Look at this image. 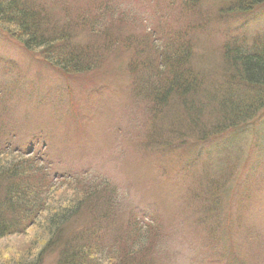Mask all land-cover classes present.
Instances as JSON below:
<instances>
[{
    "label": "rangeland",
    "instance_id": "rangeland-1",
    "mask_svg": "<svg viewBox=\"0 0 264 264\" xmlns=\"http://www.w3.org/2000/svg\"><path fill=\"white\" fill-rule=\"evenodd\" d=\"M57 1L91 15L96 0ZM115 7L124 20L112 31L121 38L132 34L155 44V37L164 43L171 33L179 35L201 73L221 68L225 42L264 35V5L242 14L236 12L238 0H115ZM131 49L109 52L93 74L63 76L0 30V150L14 154L0 160L33 156L41 161L49 183L38 173L29 183L36 189L39 183L50 186L49 211L80 202L67 235L96 225L113 246L107 223L85 201L92 193L106 194L124 238L117 254L130 244L124 231L128 221L138 218L148 225L141 231L149 228L156 236L148 264H264V112L193 150L145 145V133L152 132L150 104L131 92L126 68ZM226 165H232V175L219 208L196 199L199 183L225 173L220 172ZM71 176L75 179L66 182ZM35 227L0 240V252L7 257L33 253L41 244ZM55 257L47 251L42 264H54ZM91 259L108 264L113 256L92 254Z\"/></svg>",
    "mask_w": 264,
    "mask_h": 264
},
{
    "label": "trees",
    "instance_id": "trees-1",
    "mask_svg": "<svg viewBox=\"0 0 264 264\" xmlns=\"http://www.w3.org/2000/svg\"><path fill=\"white\" fill-rule=\"evenodd\" d=\"M238 2L241 9L236 12L242 14L264 5V0ZM94 8L90 15L84 11L74 13L57 0L51 4L46 0H0V30L40 61L70 77L93 74L106 64L109 52L127 51L131 45L132 54L126 67L132 74L131 92L150 104L147 113L152 132L145 133V145L163 150L182 147L193 150L248 125L264 112V35L250 42L245 39L225 42L221 68L201 73L193 68L191 48L183 47L186 45L179 35L169 33L164 43L155 37V44L135 39L132 34L121 38L112 31L124 20L120 11H116L115 0H96ZM12 152L4 149L0 155H14ZM22 160L11 163L0 160V240L27 235L29 228L36 226L41 244L33 253L19 257L14 253L7 257L0 252V264H42V255L51 250L56 254L54 264H93L92 254H110L113 259L108 264H148L147 254L156 240L149 228L141 231L140 227L148 225H142L138 218L129 220L124 231L130 244L117 254L118 243L124 238L113 222L114 202L109 195L92 193L85 201L92 204L89 211L107 223L113 246L96 225L88 230L83 228L80 234L67 235L65 229L80 215V202L49 211L50 186L38 182L36 189L29 180L38 173L39 178L49 183L51 176L35 157ZM231 169L232 165H226L220 172L225 173L210 176L205 185L200 182L194 197L199 200L203 197L204 202L209 200L210 207L219 208L218 198L226 190ZM68 179L65 181L75 178ZM207 216L205 213L203 218L206 220Z\"/></svg>",
    "mask_w": 264,
    "mask_h": 264
}]
</instances>
